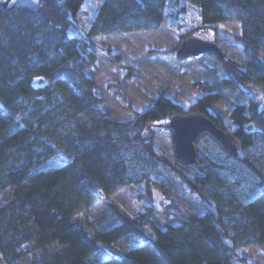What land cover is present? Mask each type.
Returning a JSON list of instances; mask_svg holds the SVG:
<instances>
[{"label":"trees","instance_id":"16d2710c","mask_svg":"<svg viewBox=\"0 0 264 264\" xmlns=\"http://www.w3.org/2000/svg\"><path fill=\"white\" fill-rule=\"evenodd\" d=\"M183 1L99 0L88 24L79 16L84 0H40L36 11L0 7V264H233L235 249L251 244L264 254V104L247 89L258 85L264 96V0H185L204 26L239 24L232 40L243 59L223 61L231 73L221 84L238 98L227 118L216 92H206L188 104L160 93L133 117L112 119L83 69L97 53L114 60L96 36L155 29L164 19L175 28ZM178 47L154 52L174 57ZM34 76L44 82L34 85ZM192 111L223 130L230 121L245 153L234 157L206 132L210 147L203 149L202 134L195 141L204 172L187 167L194 178L181 180L212 199L216 215L204 210L160 226L150 209L129 217L109 202L93 230L74 218L168 169L145 130Z\"/></svg>","mask_w":264,"mask_h":264},{"label":"rangeland","instance_id":"374dc122","mask_svg":"<svg viewBox=\"0 0 264 264\" xmlns=\"http://www.w3.org/2000/svg\"><path fill=\"white\" fill-rule=\"evenodd\" d=\"M96 2L99 0H84L82 3L79 16L85 24H88L95 15ZM182 5L184 12L179 14V25L175 28L170 27L168 21L164 19L159 28L107 34L94 38L96 46H100L103 51L109 49L108 54L114 60L97 53L92 62L84 64L83 69L93 79V88L100 97L102 110L110 118L133 117L136 112L147 108L152 98L160 93L188 104L195 97L206 92H216L218 98L216 105L227 118L232 106L231 99H238L234 92L227 91V87L221 84V78L231 73L229 65L215 61L206 55L178 64L174 57L158 54L154 50L180 45L185 38L179 41L180 37L188 35L216 42L225 58L241 62L243 59L241 47L232 40V33L238 31L239 24L237 21H231L215 22L204 26L199 20L195 5L185 0ZM43 82L42 77L32 78L34 85ZM247 89L259 99L261 105L264 104L261 87L251 85ZM168 123L169 117L161 122L148 124L145 135L152 140L154 150L169 159V168H156L147 181H140L113 192L106 199L88 206L75 215V219L93 230L94 221L110 210L109 202L129 217L150 209L151 217L160 226H163L166 221L177 222L181 218L204 212L205 207L201 196L181 180L184 178L189 181L194 176L175 158L174 144L170 136L172 129ZM153 124H161L162 128L154 131L151 128ZM227 126L229 131L234 127L230 121H227ZM201 140L204 143L203 149L210 147L205 133H202ZM197 141H200V137ZM153 183H157L169 192L162 202L166 208L164 211L158 209L151 199L150 187ZM148 232L151 233L150 228ZM114 245L123 249L131 246L125 241H118ZM102 256L103 253L98 252L89 255L88 258L99 259ZM233 256V264H264L263 251L255 244L235 249Z\"/></svg>","mask_w":264,"mask_h":264},{"label":"water","instance_id":"95a60500","mask_svg":"<svg viewBox=\"0 0 264 264\" xmlns=\"http://www.w3.org/2000/svg\"><path fill=\"white\" fill-rule=\"evenodd\" d=\"M39 4L40 0H2L0 7L4 11H9L17 7H24L36 11L39 8ZM199 55H206L218 62L225 60V55L216 42L194 36H187L181 41L174 53V58L177 61H183ZM168 124L172 129L170 136L174 144V153L177 162L185 167L192 168L198 174H202L204 169L197 158L195 141L202 133H209L234 157L239 159L245 157L240 140L229 130H223L216 126L209 117L200 111H192L186 114L173 113L169 116ZM151 128L154 131H158L162 128V125L153 124ZM150 195L155 206L163 211L164 206L161 203L163 189L160 185L153 183L150 187ZM205 203L208 209L215 214L214 201L206 198Z\"/></svg>","mask_w":264,"mask_h":264},{"label":"flooded vegetation","instance_id":"af4514ba","mask_svg":"<svg viewBox=\"0 0 264 264\" xmlns=\"http://www.w3.org/2000/svg\"><path fill=\"white\" fill-rule=\"evenodd\" d=\"M191 169H192V168H191ZM165 191H166V190L163 189V199H162L161 203H162V202L164 201V199H166L167 196H168V195L165 193ZM201 198H202V203H203V205H204V207H205V210L210 211V210L208 209L207 204L205 203V199H206V198H209V197L206 196V195H204V196H202ZM162 205H163V204H162ZM163 206H164V205H163ZM165 209H166V208L164 207V210H165ZM164 210H163V211H164ZM211 212L214 213L213 211H211ZM215 214H216V205H215Z\"/></svg>","mask_w":264,"mask_h":264}]
</instances>
